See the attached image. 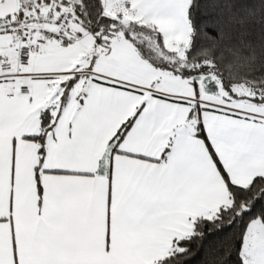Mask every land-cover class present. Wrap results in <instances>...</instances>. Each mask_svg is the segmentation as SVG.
I'll return each instance as SVG.
<instances>
[{
    "label": "snow or ice",
    "instance_id": "1",
    "mask_svg": "<svg viewBox=\"0 0 264 264\" xmlns=\"http://www.w3.org/2000/svg\"><path fill=\"white\" fill-rule=\"evenodd\" d=\"M0 264H264V0H0Z\"/></svg>",
    "mask_w": 264,
    "mask_h": 264
}]
</instances>
